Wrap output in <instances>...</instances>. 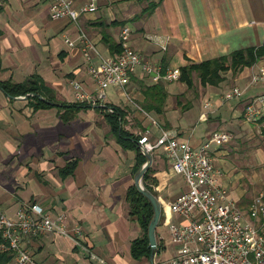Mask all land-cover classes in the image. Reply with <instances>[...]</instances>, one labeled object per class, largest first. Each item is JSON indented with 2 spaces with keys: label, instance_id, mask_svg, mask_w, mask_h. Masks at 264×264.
<instances>
[{
  "label": "crops",
  "instance_id": "crops-1",
  "mask_svg": "<svg viewBox=\"0 0 264 264\" xmlns=\"http://www.w3.org/2000/svg\"><path fill=\"white\" fill-rule=\"evenodd\" d=\"M136 1L98 0L95 12L100 13L83 14L73 22L50 17L53 0H0V79L23 82L38 75L47 88L42 92L59 103L77 102L69 101L73 79L80 81L86 92L97 93L98 85L88 72L79 41L81 31L97 48L95 61L130 46L163 71L264 44V0ZM86 2L74 0L76 7ZM122 2L128 5L124 11L118 6ZM151 2L158 5L144 12ZM138 11V17L130 16ZM120 12L123 16L118 17ZM125 26L131 29V35L122 42L120 33ZM65 37L73 39L75 45L69 46ZM112 44L119 46L111 49ZM254 66H264V56L237 73H224L218 85H206L216 92L210 90L204 101L195 98L183 110L178 107L185 82L158 81L168 92L163 114L143 109L147 115L135 108L142 107L140 104L134 106L125 96L132 93L143 102L145 87L158 83L141 69L133 74L126 91L107 87L102 103L79 110L68 122L57 107L34 110L28 105V96L11 98L0 88V210L15 218L19 208L37 203L51 216L66 214L68 225L80 226L85 233L79 244L74 233H42L25 238V248L41 264H158L174 257L177 248L165 221L182 220L169 211V204L187 190L185 178L173 171L162 148L151 153V176L157 179L154 192L162 203L164 217L156 229L157 249L152 259L151 255L135 258L132 242L144 232L138 218L131 215L127 191L135 185L137 154L119 144L106 111L96 106L120 107L124 127L138 137L149 131L155 140L162 127L200 145L214 132L239 122L264 126V118L248 123L243 117L246 104L261 91V87L249 86ZM234 86L246 88L244 96L224 101V93ZM108 88L114 93L111 97L125 98L119 103L110 99ZM206 102L212 105L209 109L204 106ZM197 107L200 111L195 122L189 110ZM133 119L141 126L137 131L128 126ZM200 121L205 124L197 130L195 123ZM212 150L216 151L215 144ZM72 160L78 161L74 172L63 175L61 170ZM230 194L244 207L253 198L245 200L246 194ZM9 264H16L15 259Z\"/></svg>",
  "mask_w": 264,
  "mask_h": 264
},
{
  "label": "built area",
  "instance_id": "built-area-1",
  "mask_svg": "<svg viewBox=\"0 0 264 264\" xmlns=\"http://www.w3.org/2000/svg\"><path fill=\"white\" fill-rule=\"evenodd\" d=\"M97 9L98 0H88L79 7L75 6L74 0H53L50 17L78 22L81 15ZM130 35L131 29L125 26L120 40L127 41ZM64 40L69 46L76 43L69 37ZM79 41L88 72L99 88L97 93L91 94L78 81L72 80L76 97L81 103H102L105 89L109 86L126 91L133 74L139 69L152 75L157 82H174L181 77L179 67L163 71L161 66L145 61L130 46H125L113 56L100 57L95 61L98 51L86 32H80ZM253 70L249 86L261 87V91L244 108L243 117L248 123L264 118V66H254ZM245 91L246 88L234 86L224 93L223 100L242 98ZM126 96L132 101L128 94ZM204 106L209 109L212 105L206 102ZM231 138L228 132L216 131L200 145H194L162 127L155 140L151 139L149 131L139 136V144L145 151L152 153L162 148L173 171L182 175L187 184V190L169 204V211L182 220L165 221L177 248L176 255L158 264H264V191L255 195L244 207L223 185L220 171L215 167L212 147L215 143H227ZM53 232L61 235L74 233L78 244L85 239L80 226L68 225L66 214L51 216L37 203L19 208L15 218L0 210V249L14 251L16 264H41L25 248L24 239Z\"/></svg>",
  "mask_w": 264,
  "mask_h": 264
},
{
  "label": "trees",
  "instance_id": "trees-1",
  "mask_svg": "<svg viewBox=\"0 0 264 264\" xmlns=\"http://www.w3.org/2000/svg\"><path fill=\"white\" fill-rule=\"evenodd\" d=\"M150 7L144 12L152 11L158 2H151ZM3 31L0 28V35ZM116 45V46H115ZM117 44H112L111 49L116 48ZM122 50H119V52ZM117 52V51H116ZM264 56V44L259 47H249L246 49L236 50L228 55H223L214 59L205 60L200 63H190L181 67L180 80L185 82L188 87H193V75L196 73L202 85L208 84L218 85L223 79V74L232 70L237 73L246 66L255 64L260 57ZM2 72V63L0 59V73ZM0 88L11 98L18 96H28V105L34 110L46 107H57L61 112V117L65 121H71L77 115L79 110L92 107L91 104L75 102V103H59L55 102L49 95L46 96L44 91L47 88L42 84L38 75H33L23 82H15L12 80H1ZM50 93V91H49ZM144 100L142 107L144 110L157 114H163L165 111L168 92L163 83L146 86L144 89ZM105 112L106 119L111 126V131L117 136V141L125 149L136 151L138 170L145 162L146 156L143 154L139 146V137L124 127V111L115 105L107 104L106 106H96ZM110 108L112 111H110ZM263 120V119H262ZM78 161L72 160L65 168L61 170L63 175L74 172ZM151 167L143 175L144 186L153 194L154 185L157 179L151 176ZM127 200L130 204L131 215L136 216L143 228V236L135 239L131 245V252L135 258L151 255L149 248L148 226L154 215V209L149 200L142 194L135 185L131 186L127 191ZM146 218V219H144ZM2 238L0 236V243ZM14 258V251H3L0 249V264H9Z\"/></svg>",
  "mask_w": 264,
  "mask_h": 264
},
{
  "label": "rangeland",
  "instance_id": "rangeland-1",
  "mask_svg": "<svg viewBox=\"0 0 264 264\" xmlns=\"http://www.w3.org/2000/svg\"><path fill=\"white\" fill-rule=\"evenodd\" d=\"M137 2L138 1L135 3ZM123 4H126V2H122L118 6L120 10L124 11V8L128 5ZM139 12L140 11L130 16L134 18L138 17L141 14H138ZM95 13L100 12L98 11ZM122 13L123 12H120L118 17H121ZM78 82L80 83V81ZM193 82L194 85L190 88L186 83L181 85L185 92L183 95H180L181 105L178 109L183 110L189 108L190 103L194 101L195 98H197L198 101H204L207 95L211 94L209 93L210 90L216 92L215 88L202 85L196 73L193 75ZM174 83L181 84L182 82L178 80L172 82V84ZM71 89V100L69 101L73 100L79 102L74 89L72 87ZM107 92L109 98L118 103L122 98H125L117 95H114V98L111 97V95L114 94L112 88H108ZM54 94L56 96V92H54ZM129 97L132 99L134 106L135 103L142 106V102H140L134 94H129ZM213 98V102H216L217 98H215V96H213ZM194 106L196 107L198 105ZM135 108L143 110V107L135 106ZM199 111L198 107L189 110L190 116L192 119H195V122L197 121L196 118L198 117ZM195 124V128L199 130L203 127L205 122L202 121L201 123L198 122ZM128 126L136 131L141 127L139 126V122L134 119L128 122ZM225 132L231 134L232 139L228 143H215L216 151L213 152L215 167L220 171V178L223 185L231 191L235 197H237V195L246 194V196H243L245 200L251 199L261 191H264V126L255 124L246 125L245 123L239 122L233 126L226 127ZM154 153L156 154V152Z\"/></svg>",
  "mask_w": 264,
  "mask_h": 264
},
{
  "label": "water",
  "instance_id": "water-1",
  "mask_svg": "<svg viewBox=\"0 0 264 264\" xmlns=\"http://www.w3.org/2000/svg\"><path fill=\"white\" fill-rule=\"evenodd\" d=\"M24 98H27V96H24ZM139 146L143 154L146 156L147 160L136 172L134 176V183L137 189L142 194H144L145 197L149 200V202L152 204L154 209V215L148 226L149 248L151 249V259H152L157 249L156 229L158 225L161 223L162 217H164V211H163L162 203L159 200V198L142 184L143 175L150 168L153 162V155L150 152H147L144 149H142L140 144Z\"/></svg>",
  "mask_w": 264,
  "mask_h": 264
}]
</instances>
